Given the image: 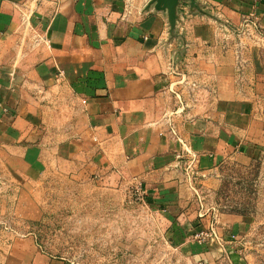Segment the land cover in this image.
<instances>
[{
  "label": "crops",
  "instance_id": "obj_1",
  "mask_svg": "<svg viewBox=\"0 0 264 264\" xmlns=\"http://www.w3.org/2000/svg\"><path fill=\"white\" fill-rule=\"evenodd\" d=\"M152 1L0 0V174L61 176L114 207L140 188L189 239L217 168L264 147V0ZM249 222L218 214L189 264H239ZM0 264L60 263L24 239Z\"/></svg>",
  "mask_w": 264,
  "mask_h": 264
},
{
  "label": "rangeland",
  "instance_id": "obj_2",
  "mask_svg": "<svg viewBox=\"0 0 264 264\" xmlns=\"http://www.w3.org/2000/svg\"><path fill=\"white\" fill-rule=\"evenodd\" d=\"M214 175L218 190L202 200L211 220L188 239L176 229L168 235L170 222L136 193L125 206L114 207L95 187L73 188L61 176L24 183L0 174V250L29 239L60 264H189L197 245L208 249L218 241L216 216L234 213L250 220L239 264H264V147L224 161ZM211 226L214 236L200 242L195 235Z\"/></svg>",
  "mask_w": 264,
  "mask_h": 264
},
{
  "label": "built area",
  "instance_id": "obj_3",
  "mask_svg": "<svg viewBox=\"0 0 264 264\" xmlns=\"http://www.w3.org/2000/svg\"><path fill=\"white\" fill-rule=\"evenodd\" d=\"M191 87L193 88V87H195L194 85H192L191 84ZM171 134L173 135V136H176V133H175V131L173 130V129H171ZM183 146H184V144L179 140V139H177ZM183 153H186V154H188L189 152L188 151H183ZM182 153V154H183ZM181 154V153H180ZM177 157L179 158V159H181L183 156H179V155H177ZM136 194H138L140 197H143V194H142V192H141V190H140V188H138V190H137V193ZM197 238H199V241L201 242V241H203L204 240V238L205 237H207V236H214V230H213V227L211 226L210 227V231H205V232H200V233H198V234H196L195 235ZM203 239V240H202Z\"/></svg>",
  "mask_w": 264,
  "mask_h": 264
},
{
  "label": "water",
  "instance_id": "obj_4",
  "mask_svg": "<svg viewBox=\"0 0 264 264\" xmlns=\"http://www.w3.org/2000/svg\"><path fill=\"white\" fill-rule=\"evenodd\" d=\"M177 1L178 0H153L152 3H155L158 9H161V10L167 9L168 13L170 15H173ZM171 18L173 17L171 16ZM173 19H171V22H173L172 21Z\"/></svg>",
  "mask_w": 264,
  "mask_h": 264
}]
</instances>
